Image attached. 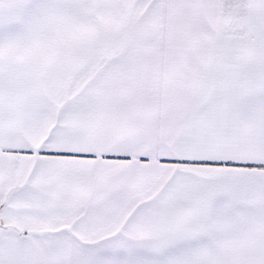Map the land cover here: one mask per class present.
I'll return each mask as SVG.
<instances>
[{
  "label": "snow or ice",
  "instance_id": "obj_1",
  "mask_svg": "<svg viewBox=\"0 0 264 264\" xmlns=\"http://www.w3.org/2000/svg\"><path fill=\"white\" fill-rule=\"evenodd\" d=\"M0 264H264V0H0Z\"/></svg>",
  "mask_w": 264,
  "mask_h": 264
}]
</instances>
